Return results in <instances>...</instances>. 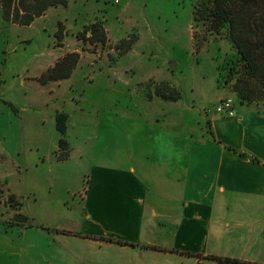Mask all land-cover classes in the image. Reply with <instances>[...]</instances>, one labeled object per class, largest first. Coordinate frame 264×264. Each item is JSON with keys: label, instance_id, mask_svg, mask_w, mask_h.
<instances>
[{"label": "crops", "instance_id": "0c3cea01", "mask_svg": "<svg viewBox=\"0 0 264 264\" xmlns=\"http://www.w3.org/2000/svg\"><path fill=\"white\" fill-rule=\"evenodd\" d=\"M50 13L28 27L42 43L35 63L23 69L39 67L33 78L68 54L52 49L62 20L57 10ZM45 20L49 24L42 25ZM140 62L118 81L119 91L141 97L130 105L138 118L118 163L90 167L85 195L64 226L23 228L29 264H217L215 258L264 264V105L241 103L206 72H167L163 78L183 92L181 101L156 92L146 98L141 84L157 79L158 65L146 55ZM35 96L32 101L43 107L53 102ZM228 97L235 102L234 118L215 113ZM1 150L15 163L12 154L20 149ZM25 155L22 151L23 163ZM12 190L24 199L27 184L23 192L15 185Z\"/></svg>", "mask_w": 264, "mask_h": 264}, {"label": "rangeland", "instance_id": "374dc122", "mask_svg": "<svg viewBox=\"0 0 264 264\" xmlns=\"http://www.w3.org/2000/svg\"><path fill=\"white\" fill-rule=\"evenodd\" d=\"M31 5V1L23 4L15 0L12 18L25 20L24 9ZM55 10L62 20L56 25V37L62 45L54 35L52 49L68 53L59 61L72 55L69 59L76 60V65L65 79L42 83L59 61L39 78H33L39 67L23 71L26 65L35 63L42 43L35 37L37 31L21 24L13 26L14 22L6 20L0 0V188L5 197H14L20 205L15 209L7 204L0 209V264L30 263L28 253H23L29 235L24 242L23 228L4 224L12 215L21 210L33 227L47 231L64 226L79 208L77 198L85 195L90 167L118 163L124 140L138 118L130 105L141 99L119 91L118 81L124 70L140 68L142 55L158 65L157 79L141 84L140 93L146 98L150 92L160 96V89L170 85L181 93L178 101L182 100L183 92L163 78L168 73L181 76L182 71L206 72L210 77L216 75L220 88L232 90L234 71L235 78L242 73L228 31L218 34L207 23L197 22L193 0H67V5L51 7L46 13ZM95 26L103 28L105 42L99 41L98 32L93 33ZM143 74L137 75L138 80ZM42 91L46 94H40ZM34 95L50 97L53 102L43 107L37 104L38 99L32 101ZM59 114L67 116L65 148L57 131ZM4 146L10 154L20 149L18 156L12 154L15 163L4 156ZM22 151L27 154L24 163ZM24 183V199L13 196L12 186L23 192Z\"/></svg>", "mask_w": 264, "mask_h": 264}, {"label": "trees", "instance_id": "16d2710c", "mask_svg": "<svg viewBox=\"0 0 264 264\" xmlns=\"http://www.w3.org/2000/svg\"><path fill=\"white\" fill-rule=\"evenodd\" d=\"M15 0H1L4 8L6 20L24 26L31 25L37 18L43 16L51 7L65 6L67 0H22L31 1L34 6L24 9L27 13L25 20L20 21L12 18L11 8ZM194 16L197 22H204L209 25L211 31L217 32L226 29L229 40L238 53L242 73L235 78L233 91L243 104H252L264 102V0H193ZM18 8V14H20ZM101 26H95L93 33L100 34V42H105L106 36ZM98 41V40H97ZM72 56V55H70ZM59 61L56 66L50 69L47 76L42 78V83L46 80L65 79L71 73L76 65V60L69 57ZM160 96L178 101L181 93L170 85H164L160 89ZM57 131L60 133V145L66 147L65 133L67 116L59 114L57 119ZM5 192L0 188V209L2 206L9 205L12 208H18L20 205L14 197H5ZM8 228L33 227L29 216L19 210L12 215L9 221L4 223ZM217 264H250L227 258H215Z\"/></svg>", "mask_w": 264, "mask_h": 264}, {"label": "built area", "instance_id": "2783aa9c", "mask_svg": "<svg viewBox=\"0 0 264 264\" xmlns=\"http://www.w3.org/2000/svg\"><path fill=\"white\" fill-rule=\"evenodd\" d=\"M215 113L221 117L234 118L236 116L234 101L229 98L221 100L215 108Z\"/></svg>", "mask_w": 264, "mask_h": 264}]
</instances>
